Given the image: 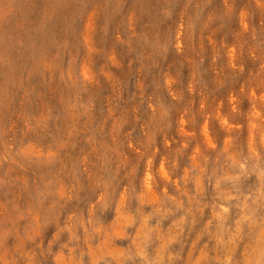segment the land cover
I'll return each instance as SVG.
<instances>
[{
    "label": "clouds",
    "instance_id": "1",
    "mask_svg": "<svg viewBox=\"0 0 264 264\" xmlns=\"http://www.w3.org/2000/svg\"><path fill=\"white\" fill-rule=\"evenodd\" d=\"M0 264H264V0H0Z\"/></svg>",
    "mask_w": 264,
    "mask_h": 264
}]
</instances>
